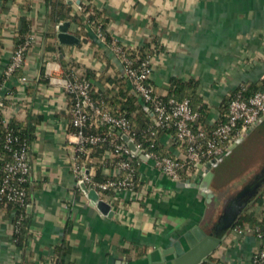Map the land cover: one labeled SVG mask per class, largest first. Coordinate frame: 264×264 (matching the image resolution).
<instances>
[{
	"label": "crops",
	"instance_id": "0c3cea01",
	"mask_svg": "<svg viewBox=\"0 0 264 264\" xmlns=\"http://www.w3.org/2000/svg\"><path fill=\"white\" fill-rule=\"evenodd\" d=\"M52 1L32 0L28 13L27 0H0L3 69L10 62L22 17L31 21L36 35L35 44L27 51V68L19 72L28 75L27 88L18 87L15 78L6 88H20L19 101L28 106V115L43 116L35 131L38 189L32 193L35 206L27 244L23 248L16 245L14 212L0 208V264H43L63 243L69 248V264H179L208 238L222 242L201 264L209 258L215 260L213 264H250L261 241L253 235L236 234L234 224L222 228L230 209L258 217L264 212V151L254 152L250 159L252 152L247 150L254 135L264 130V123L224 159L209 182H202L208 190L205 194L212 195L210 201L197 187L186 188L143 165L138 181L147 178L148 194L140 192L143 184L134 192L110 191L103 200L111 205L114 215H103L76 186L68 164L74 145L67 143L70 117L66 94L50 85L46 71L55 78L64 77L59 59L72 64L69 68L75 76L88 69L109 76L122 70L123 64L110 45L98 39L86 18L84 28L73 22L71 17L81 14L75 1L64 2L69 18L62 22H70L69 33L79 43L60 46L50 12L47 24ZM85 1L106 12V33L120 45L131 50L142 45L156 49L149 82L157 94L168 96L175 81L196 84L198 96L209 107L208 128L214 127L232 92L264 80V0ZM13 22L18 23L14 37ZM83 30L98 44L88 41ZM49 44L54 51L48 50ZM42 74L47 83H41ZM160 142L167 157L179 155V147L164 134ZM93 161L96 164L95 158ZM123 177V173L118 175Z\"/></svg>",
	"mask_w": 264,
	"mask_h": 264
},
{
	"label": "built area",
	"instance_id": "2783aa9c",
	"mask_svg": "<svg viewBox=\"0 0 264 264\" xmlns=\"http://www.w3.org/2000/svg\"><path fill=\"white\" fill-rule=\"evenodd\" d=\"M64 1L72 3L75 1L76 3V0ZM88 4L90 3L85 0L77 4L79 13L81 15L85 13V17L89 16V13H86ZM61 23L55 25L54 32L57 33ZM87 23L90 24L88 21ZM11 24L14 29L12 32L14 37L17 35L18 23L13 22ZM35 37L36 35L32 34L26 38L24 43L13 48L10 62L4 69L2 68V51L0 48V116L2 115L1 124L3 127H7L15 118L24 122L23 129L28 128L29 119L33 116L32 112L28 115V106L19 101L21 89H7L6 86L15 78L18 87L27 88L28 75L18 73L24 72L27 68V51L35 44ZM98 39L106 43L104 34L99 33ZM113 40L114 43L110 45V48L121 59L123 64L121 74L129 83L131 93L142 102L145 113L149 115L152 121L151 127L144 131L152 139L151 149L155 146L161 130L164 132L173 130V132L164 135L172 144L179 147L180 153L173 158L160 156L156 152L148 150L142 142L138 141L137 132L127 119L115 118L108 112H104L96 104L91 97L92 86L89 82L79 79L80 76L69 79L60 75L61 77L55 78L47 70L46 76L49 77L50 85L62 88L66 94L65 105L70 114L67 143L74 145V154L68 160V164L77 188L87 196V193L82 189V185H86L96 190L101 199L106 197L110 191L115 193L125 190L134 192L137 187L134 182L135 176L144 165L152 167L162 176L186 188L194 186L200 193L208 192L202 187V182L210 173H213L226 157L233 153L236 147L242 144L248 134L264 122V91L257 92L247 99L242 96L243 90L235 94V98L229 103L226 121L218 124L209 134L198 124L199 115L193 110L188 99L164 101L162 96L154 91V87L149 83L154 70L152 58L142 59L138 55L136 60H133L127 54V50H131V48L120 45L117 40ZM101 125L110 126L111 129L118 132L119 137L109 141L111 150L105 153L102 160L96 161L107 165L103 167V174L111 176V179L103 183H93L92 178L95 175V170L88 167L87 161L81 162L80 157L84 154L87 160H91L89 158V146L100 145L107 142V139L99 135L87 136L83 129L92 126L99 128ZM33 135H35V131ZM119 138L122 140H118ZM10 142V137H7L6 144H10ZM26 143L27 146L24 149L12 153L13 161L3 164L1 170L4 178L0 183V200L2 201V195L6 194L8 201L29 210L37 178L34 174V141L31 144V150L29 140ZM131 144L134 149L130 147ZM137 160H140L138 164L136 163ZM92 162L94 161L92 160ZM121 173L124 174V177L118 178ZM141 178L144 187H141L140 192L146 196L150 185H148L147 178L144 176ZM12 183L24 184L25 186L17 187ZM20 216L13 226V235L18 231L21 220L24 218L23 214ZM234 232L242 236H255L254 229L250 225L242 228L236 227ZM257 237L261 239L264 235L257 234ZM256 258L264 263L263 248L257 251ZM54 259L55 257L51 256L43 264H54Z\"/></svg>",
	"mask_w": 264,
	"mask_h": 264
},
{
	"label": "trees",
	"instance_id": "16d2710c",
	"mask_svg": "<svg viewBox=\"0 0 264 264\" xmlns=\"http://www.w3.org/2000/svg\"><path fill=\"white\" fill-rule=\"evenodd\" d=\"M8 2L9 0H5ZM11 1V0H10ZM13 1V0H12ZM15 1V0H14ZM32 0H27V12L30 13V10L32 9ZM64 0H53L50 5V17L52 19V22L55 24H58L65 19L69 18L66 16L65 7L66 4L64 3ZM47 3V0H46ZM89 13L88 17H85V13L80 14L79 16H73L71 17L73 22H75L78 26H81L84 28L85 26V18L90 23L91 27L93 28V31L96 34L102 33L106 36V44L111 45L114 43V40L106 33V28L108 25V17L106 16V12L104 10H99L96 8H93L91 5L86 6V13ZM31 21L28 20V18H21V22L18 29V36L15 39V47L18 46V44H22L25 42L26 38H29L32 33L31 28ZM89 41L91 39V43L98 44L97 40L91 38V35L87 31L81 32ZM49 51H54L55 47L53 44L48 45ZM154 48L151 49V45H142L139 47V49L134 50H127L128 56L136 60L137 56L139 55L142 59H150L155 55ZM154 51V52H153ZM107 65L111 67L108 61ZM59 63L62 66V68L65 71L64 77L69 79H74L75 75L71 74V65H67V63L64 61V59H59ZM70 67V68H69ZM109 67V68H110ZM19 74V73H18ZM17 74V75H18ZM79 79L85 80L89 82L92 86L91 90V97L96 102V104L103 109L104 112H108L111 116L115 118H125L127 119L131 125L132 128L137 132L136 137L138 138V141L142 142L144 147H146L150 151H154L160 156H167L168 154L165 152L163 146L161 145L160 138L165 133H171V132H164L161 130L159 132L158 139L155 142V146L151 149L150 143L152 139L144 133L147 129H149L152 125V121L150 120V117L148 114L145 113L144 108L142 106V102L134 96L130 91V85L127 82L126 78L121 74L120 71H114L111 75H105L104 73H97L94 70L88 69L85 74H82ZM41 83H47L46 78L41 75ZM150 83V82H149ZM197 87L196 84L189 83H183L180 81H175L172 83L169 95L163 97L162 99L164 101H168L169 99H174L177 101H183L185 99H188L191 103V106L195 112L198 113V124H200L209 134L212 132L220 123H223L226 121L227 113H228V106L230 101H232L235 98V94H237L239 91L243 90L242 96L244 99L249 98L253 94L264 91V80L256 82V83H247L241 86L238 90L232 92L227 98L226 102L222 108L221 116L214 125L213 128H208L205 121L206 117L209 114V107L208 104L201 101L200 97L198 96V93L196 91ZM28 93L31 92L32 87H28ZM155 91V89H154ZM156 92V91H155ZM71 103V101H70ZM88 111V110H87ZM90 113V111H88ZM1 117L0 116V183L4 178V174L2 173V167L3 164L6 162L13 161L12 153L16 150L24 149L27 146V141L30 140L31 142L34 141L35 135H33V132L36 131V127L39 124V122L43 119V116H37L34 115L33 117H30L28 128H24V122L19 121L15 118H13L8 124L7 127H3L1 124ZM70 117V114H69ZM139 124L138 126H136ZM196 128V127H195ZM83 132L85 135H99L101 137H106L107 142L102 143L100 145L96 146H89L88 151L89 158L91 160H87L86 155H82L80 157V161H87V165L89 168H93L95 170V175L92 178L93 183H103L107 180L111 179V176H107L103 174V167L107 166L105 164H102L100 162H92V160L95 158L97 161H100L103 159V156L107 151H110V145L109 141L118 138L119 134L117 131H114L110 128L108 125H101L99 128L92 127H86L83 129ZM7 137H10L11 142L10 144H6ZM118 140H122L119 138ZM140 160H137L136 163L138 164ZM109 163V162H108ZM137 168H139V165H137ZM140 173H137V176H135L134 182L137 186L142 185V182L138 181ZM14 186L17 187H23L24 184H17L12 183ZM35 189H38V183L35 186ZM78 190V189H77ZM2 201L0 200V208H2L7 213L14 212V218H13V226L16 224L18 218H20V214H23L24 218L21 220V224L18 228V231L13 235V238L16 242V245L19 248H23L27 244V237L26 235V228L28 225V216L27 210L23 207H21L18 204H14L13 202H10L7 200L6 194L2 195ZM252 226L255 232V237H257V234L264 235V212L263 214L258 217L253 212L247 213L243 212L241 213L234 222V228L236 227H246V226ZM70 227V224H69ZM258 238V237H257ZM261 241V248L264 249V237L259 239ZM54 254L52 256L55 257L54 264H69L67 263L66 259L69 253L68 246L65 245V243L58 245L54 249ZM51 257V256H50ZM214 259H208L206 262H203V264H213ZM44 262V261H43ZM28 264V263H27ZM250 264H264L261 261L257 260L256 254L252 257V260Z\"/></svg>",
	"mask_w": 264,
	"mask_h": 264
},
{
	"label": "water",
	"instance_id": "95a60500",
	"mask_svg": "<svg viewBox=\"0 0 264 264\" xmlns=\"http://www.w3.org/2000/svg\"><path fill=\"white\" fill-rule=\"evenodd\" d=\"M81 1L82 0H76V4H80ZM68 3L71 4L72 2H68ZM49 12H50L49 9H47V24H49ZM69 26H70V22L65 21L62 22L58 27L57 39L59 41L60 46L63 45L72 46V45H77L79 43V39L75 35L69 33ZM31 144L32 142L30 140V150L32 148ZM130 147L134 149V146L132 144L130 145ZM31 157H32V151H31ZM212 177H213V173H210L209 176L204 180V182L205 181L209 182L212 179ZM82 189L87 193V198L91 202L92 206H95L103 215H106L109 218L113 217L114 212L112 210L111 205L105 202L103 199H101L99 194L96 192V190L89 188L86 185H82ZM202 195L207 197V201L211 200L212 195L208 194L207 196V194L205 193H202ZM31 201L32 204H31V208L29 209L30 219L26 228V235H28L30 231L31 223L33 220V213L35 206V201L33 196L31 197ZM238 214H240V210L230 209L225 215V220H224L225 225H223L222 229H226L230 227L232 224H234L236 218L238 217ZM206 240L207 241L204 242L203 244H200L195 248H193L192 250H190L186 256H184L183 258H181V260L178 261V263L182 264L184 262V264H201L204 258L210 255L211 252H213V250L217 246H220L222 242L221 239L218 238L216 239L208 238Z\"/></svg>",
	"mask_w": 264,
	"mask_h": 264
},
{
	"label": "rangeland",
	"instance_id": "374dc122",
	"mask_svg": "<svg viewBox=\"0 0 264 264\" xmlns=\"http://www.w3.org/2000/svg\"><path fill=\"white\" fill-rule=\"evenodd\" d=\"M247 150L252 152L250 159L254 156V152L258 154L264 151V130H262L259 135H254L252 141L247 145ZM257 174H260V171H258Z\"/></svg>",
	"mask_w": 264,
	"mask_h": 264
}]
</instances>
